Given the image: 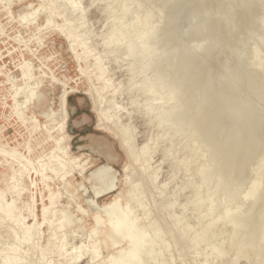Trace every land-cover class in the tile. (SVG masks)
<instances>
[{
  "label": "rangeland",
  "instance_id": "374dc122",
  "mask_svg": "<svg viewBox=\"0 0 264 264\" xmlns=\"http://www.w3.org/2000/svg\"><path fill=\"white\" fill-rule=\"evenodd\" d=\"M230 1L0 0V204L14 199L18 217H0V264L15 251L22 264H120L115 205L159 232L142 264H264V0ZM63 90L74 160L57 170Z\"/></svg>",
  "mask_w": 264,
  "mask_h": 264
},
{
  "label": "bare ground",
  "instance_id": "6f19581e",
  "mask_svg": "<svg viewBox=\"0 0 264 264\" xmlns=\"http://www.w3.org/2000/svg\"><path fill=\"white\" fill-rule=\"evenodd\" d=\"M203 1V0H202ZM230 1V0H229ZM177 2V1H176ZM200 2V1H199ZM231 2V1H230ZM239 2V1H238ZM243 2V1H242ZM248 2V3H246ZM247 7L248 5L249 6H252V3H253V0H248V1H245ZM233 4V3H232ZM238 4V3H237ZM236 4V5H237ZM181 5V4H180ZM239 5V4H238ZM244 5V4H242ZM41 6V5H40ZM184 6V5H183ZM188 6V5H187ZM206 6V5H205ZM203 8V7H202ZM208 8V7H207ZM235 8V7H234ZM245 8V6H244ZM253 8V7H252ZM178 9V8H177ZM187 9V8H186ZM171 10V9H170ZM202 10V9H201ZM207 11V10H205ZM210 11V10H209ZM174 12V11H173ZM214 12V11H213ZM227 12V11H226ZM241 12V11H240ZM250 12V11H249ZM176 13V12H175ZM205 13V12H204ZM243 13V12H242ZM219 14V13H218ZM238 14V13H236ZM222 15V14H221ZM240 15V14H239ZM244 15V14H243ZM198 16V15H197ZM213 16V15H212ZM219 16V15H218ZM252 16V15H251ZM260 16V15H259ZM147 17V16H146ZM173 17V16H172ZM216 17V16H215ZM224 17V16H223ZM241 17V16H240ZM149 18V16H148ZM211 18V17H210ZM246 18V17H245ZM261 18V17H260ZM194 19V18H192ZM239 19V18H238ZM211 20V19H210ZM213 20V19H212ZM221 20V19H220ZM227 20V19H226ZM229 20V19H228ZM232 20V19H231ZM230 20V21H231ZM144 21V20H143ZM216 21V20H215ZM233 22V21H232ZM264 22V21H263ZM226 23V22H225ZM198 24V23H197ZM253 24V23H252ZM147 25V24H146ZM145 25V26H146ZM154 24H152L151 26H153ZM196 25V24H195ZM198 26V25H197ZM228 27V25H226ZM235 26V25H233ZM63 31H66L64 26H62L61 28ZM156 29V27H155ZM197 29V28H196ZM242 29V28H241ZM151 31H153V28L151 29ZM150 32V30H149ZM238 32V31H237ZM146 36L148 37L149 35H151V33H147V31L145 32ZM163 33V32H162ZM231 33V32H230ZM149 34V35H148ZM154 34V33H153ZM165 34V33H164ZM225 34V33H224ZM228 34V33H227ZM144 35V36H145ZM156 35V34H155ZM223 35V34H222ZM257 35V34H256ZM66 36H68V38H70L71 42L73 44H76V37L75 35H71V34H66ZM154 36V35H153ZM147 37H144L143 38H140L139 41L141 43L140 46H142V44L144 43V41L147 39ZM156 37V36H154ZM158 37V36H157ZM164 37V36H163ZM153 38V37H152ZM151 38V39H152ZM163 39V38H162ZM150 40V39H149ZM135 42L133 39L129 40L128 42H126V44L124 45V48L122 50H124L126 52L127 55H130L132 53V51H134L133 49V45ZM148 43V42H147ZM163 43V42H162ZM147 45V44H146ZM151 45V43H150ZM217 45V44H216ZM144 47V46H143ZM139 50H140V47H139ZM143 50V49H142ZM155 50V49H153ZM152 51V50H151ZM130 52V53H129ZM155 52V51H154ZM88 52L87 49H84L83 52H82V55L85 56ZM146 53V52H145ZM149 53V52H147ZM157 54V53H155ZM154 54V55H155ZM186 55V54H185ZM143 56V55H142ZM150 56V55H149ZM180 59V58H179ZM187 59V57H186ZM185 59V60H186ZM191 61V60H190ZM181 63H186V62H181ZM96 64V62H95ZM191 64V63H190ZM181 65V64H180ZM189 65V64H188ZM196 65V64H195ZM194 65V66H195ZM31 67V66H29ZM189 67V66H187ZM197 67V66H196ZM99 77H101L103 75V71L102 70H99ZM195 71V69H194ZM196 72V71H195ZM198 73V72H197ZM30 71L28 70L27 67L23 68L22 69V72H21V80H24L26 81L27 79L30 78ZM193 74V71L191 72V75ZM20 75V74H19ZM190 75V74H189ZM188 75V76H189ZM193 76H196L193 75ZM192 76V79H195L194 77ZM200 76V75H199ZM98 77V78H99ZM102 78V77H101ZM188 78V77H187ZM202 78V77H201ZM185 81V79H184ZM36 82V81H35ZM34 82V83H35ZM186 82V81H185ZM192 82V81H191ZM197 82V81H196ZM199 82V81H198ZM202 82V81H201ZM35 85V84H34ZM179 85V84H178ZM177 85V86H178ZM32 87V86H31ZM11 88V87H10ZM19 89V88H18ZM208 90V89H207ZM203 92V91H202ZM66 94V90H63L61 93H60V110H59V115L61 116L58 121V124L56 126H53L54 128L51 127V130L53 129H56L57 132H58V135L54 138V146L53 148H55V150H58L59 152V155H56L54 154L52 151H51V154L49 157H54V160L51 161V164H50V167L52 168H55L57 170H64L66 167H67V164L68 163H73V158L68 154V142H67V139H69L68 137H64L63 136V126H64V118L66 116V112H65V109H64V96ZM34 96V89L31 88L29 93L28 94H25V99L22 101L21 104H24V108L26 110V107L28 106V103L30 102V100L33 98ZM210 96V94H209ZM219 96V95H218ZM217 99V98H216ZM221 99V98H220ZM222 100V99H221ZM112 101V100H111ZM98 109V108H97ZM100 110L98 115H99V121H98V127L103 129V130H109L110 129V125L111 123H108V121L110 120V118L108 117H103V113L101 111V109H98ZM191 118V117H190ZM201 118V116H200ZM193 119V118H192ZM194 120V119H193ZM29 123H30V127L33 131H36L37 128H39L40 125H38L35 120L29 116ZM193 122V121H192ZM47 125V122H45V124ZM41 127V126H40ZM247 128V127H246ZM243 132V131H242ZM241 134V133H240ZM247 137V136H246ZM66 140V141H65ZM252 140V139H251ZM255 140V139H254ZM232 142V141H231ZM254 142V141H253ZM256 144V143H255ZM258 146V145H257ZM237 147V146H236ZM240 147V146H239ZM232 148V147H231ZM2 149V148H1ZM255 149V148H254ZM149 150V145H147L144 149V152H147ZM220 151V150H218ZM256 151V150H255ZM196 149L193 148V147H190L189 149V156L187 158V161H190V160H193L196 156ZM221 152V151H220ZM234 152V151H233ZM242 152V151H241ZM247 152V151H246ZM222 153V152H221ZM249 153V152H247ZM244 154V153H243ZM56 155V156H55ZM236 155V154H235ZM242 155V154H241ZM250 155V154H249ZM237 157V156H236ZM238 158V157H237ZM240 158V157H239ZM238 158V159H239ZM250 158V157H249ZM14 159V158H13ZM236 159V158H235ZM237 159V160H238ZM243 159V158H242ZM223 160V159H222ZM229 160V159H228ZM240 160V159H239ZM239 160L238 161H234V162H238L239 163ZM245 160V159H244ZM247 160V159H246ZM247 162V161H246ZM226 163V162H225ZM237 163V164H238ZM224 164V163H223ZM229 164V163H228ZM246 164V163H245ZM236 165V163H235ZM219 166V165H218ZM232 166V165H231ZM238 166V165H237ZM236 166V167H237ZM24 167V166H23ZM49 168V167H48ZM238 168V167H237ZM24 169H26V166L24 167ZM54 169V170H55ZM241 169V168H240ZM53 170V169H52ZM51 170V171H52ZM80 171V170H79ZM22 172V171H21ZM239 172V171H238ZM241 172V171H240ZM16 179L18 178V182H15V184L11 187V190H13V192H17V193H20V188H19V175H20V172L17 171V172H14L13 173V176H17ZM33 174V173H32ZM241 174V173H240ZM104 176V175H103ZM258 176V175H256ZM101 177V176H100ZM99 177V178H100ZM105 178V176H104ZM259 178V177H258ZM16 181V180H15ZM136 186L137 184H133V186H131L128 190H127V195L131 198V199H135V191H136ZM199 190V189H198ZM4 193L3 190L0 189V195L2 196ZM199 197V196H198ZM54 195L53 194H50L49 195V205L47 204H43L42 207H41V215H42V221H45L46 220V215L50 209V206L53 204L54 202ZM4 200V199H3ZM15 200L12 199V201L8 202V203H5L4 205L3 204H0V217L2 218H7L9 220H13V221H17L18 220V217L16 216V214H13L12 211H13V208L15 207L14 205V202ZM1 203V202H0ZM112 211H113V214L115 215V218H116V224H115V232L116 234L121 237L122 239H126L128 241V247L125 251L121 252L120 253V256H119V263L120 264H142L140 263L139 259L138 258V254H139V251H141V248H145V251H146V254L150 255V256H153V258L155 259L156 258V255L160 252L159 250H155V240L159 234V232H154L155 233V236L151 237L148 233H147V229L149 226H152V224H149L150 222H148V225H139V218L138 216L132 214V212L129 210V209H126V208H121V206L119 205H115L113 208H112ZM30 213L31 215L33 216L34 214V209L33 208H30ZM64 213V212H63ZM148 213H144L143 214V217L144 216H147ZM228 215V214H227ZM227 215L225 216V218L227 217ZM64 216V215H62ZM65 218V217H64ZM25 219V218H23ZM62 219V218H61ZM223 219V218H222ZM64 220V219H63ZM63 220L60 221V223L58 224L57 228L56 229H59L61 227H63V225L65 224L63 222ZM224 221V220H223ZM25 222V221H24ZM154 222V221H153ZM223 224V223H222ZM22 225V224H21ZM257 225V224H256ZM264 226V224H263ZM34 227H35V224H31V225H25L22 229V235L20 236L19 240H23L24 242L26 243H30L31 239H32V232L34 230ZM95 227V226H94ZM255 227V226H254ZM253 227V228H254ZM260 227V225H259ZM257 226V228H259ZM249 229V228H248ZM261 229L264 230V228H262L261 226ZM261 229H256V230H260L261 233L264 232L262 231ZM94 230V229H93ZM92 230V231H93ZM96 231V230H95ZM94 231V232H95ZM153 233V232H152ZM260 233V232H259ZM63 234V233H62ZM257 234V232L255 233ZM64 235V234H63ZM260 234H258L259 236ZM160 236V235H159ZM256 236V235H255ZM62 238V237H61ZM251 238V237H250ZM252 239V238H251ZM62 240V239H60ZM249 241V239H248ZM59 244V243H58ZM168 244V243H167ZM32 246V244H31ZM32 248V247H31ZM33 248L35 249V245L33 246ZM39 248V247H38ZM16 250V249H15ZM159 251V252H158ZM160 254V253H159ZM168 255V254H167ZM31 257V255H30ZM29 257V258H30ZM169 257V256H168ZM1 259V258H0ZM22 260V255L20 254V252H13L12 255H7L5 256L4 258V261L2 262V264H22L20 263V261ZM41 260V259H39ZM111 258H110V262H111ZM113 262L110 263V264H115L114 260H112ZM143 262V260H142ZM155 262V261H154ZM172 263V261H171ZM160 264V263H158Z\"/></svg>",
  "mask_w": 264,
  "mask_h": 264
}]
</instances>
